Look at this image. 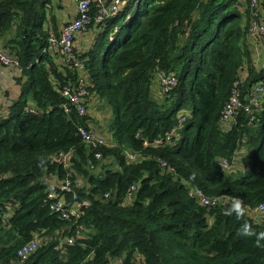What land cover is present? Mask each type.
Returning <instances> with one entry per match:
<instances>
[{
    "label": "trees",
    "instance_id": "trees-1",
    "mask_svg": "<svg viewBox=\"0 0 264 264\" xmlns=\"http://www.w3.org/2000/svg\"><path fill=\"white\" fill-rule=\"evenodd\" d=\"M52 3L0 0V37L9 36V53L22 68L21 95L0 116V264H105L134 254L143 264H264V246L255 242L264 218L226 216L231 202L206 207L192 191L239 198L252 208L264 203V95L258 109H243L249 103L244 96L264 86V36L259 67L248 36L251 0H124L114 17L92 20L79 35L94 32L93 41L75 52L93 92L89 102L106 113V123L96 126L106 128L111 146L98 149L78 131L94 126L95 118L62 106L60 89L73 86L80 72L64 64L59 50L42 52ZM260 4L264 8V0ZM90 11L94 16V4ZM156 72L177 79L161 98L152 91ZM234 89L239 106L222 125ZM167 135L170 142L152 144ZM127 151L138 158L129 160ZM60 154L69 155V167ZM219 159L235 167L221 170ZM47 177L81 181L76 199L50 189ZM132 184L136 190L127 202ZM49 191L63 198L64 208L88 204L78 217L64 219L51 211ZM245 221L251 237L239 235ZM34 236L38 248L17 258ZM67 238L71 244L55 248Z\"/></svg>",
    "mask_w": 264,
    "mask_h": 264
},
{
    "label": "built area",
    "instance_id": "built-area-1",
    "mask_svg": "<svg viewBox=\"0 0 264 264\" xmlns=\"http://www.w3.org/2000/svg\"><path fill=\"white\" fill-rule=\"evenodd\" d=\"M124 3V0H111L109 3H106L105 0H76V12L72 19L66 21L62 24L61 28L58 30L57 34L50 31L48 37V48L45 47L42 52L50 50H59L64 56L63 62L70 68L76 69L80 72L76 83L71 86L69 84L63 85L60 89V93L62 97L65 99L63 103V110L65 112H70L71 110L75 111L79 116H87L91 107H89L92 103L89 102L92 93L87 88V76L84 73V60L79 59L75 52V39L80 34L87 30L88 25L94 20L96 24L104 22L106 19L114 17L120 6ZM94 4L96 6V13L94 16H91V5ZM258 5V0H251V8H253V18L250 20V25L248 28V34L251 35L253 41L255 42L259 34H264V28L262 30L255 23L257 20L256 8ZM256 26L257 31H252V27ZM256 36V37H255ZM250 38V37H249ZM37 61V59H36ZM0 68H3L4 71H7L11 75L16 78L22 77V68L20 67V61L11 55L5 48L0 46ZM1 70V69H0ZM156 78L158 80V87L161 94H167L173 90V88L177 84V79L173 74H163L161 72H156ZM237 82L235 83V85ZM264 95V86L261 84L255 85L248 95L244 96V99L249 103L244 106L243 109L246 113H250L252 107L258 109L262 96ZM239 90L234 89L232 91V95L229 97L224 109L222 111L220 117V123L222 125H226L234 119L235 112L239 106ZM12 105L10 101L6 106V109L0 116L6 114L8 112L9 107ZM29 112L34 114L37 111L31 107L28 108ZM184 118H181L183 120ZM79 135L81 136L83 142L86 143L87 146L92 149H98L101 146H111L110 141L106 138L105 135L95 131L94 128L90 127L86 129L84 127L78 128ZM164 141L170 142L171 135H167L165 139H157L152 144L154 145H162ZM151 143L147 141L143 142L144 146H147ZM151 144V145H152ZM139 153H133L130 151L126 152V156L129 160L133 161L138 158ZM96 158H101V153L96 152L94 154ZM68 154H60L59 161L62 162L64 167H69L70 162L68 161ZM163 164V163H162ZM217 166L220 167L221 170H232L235 166L233 164H229L224 159H219L217 161ZM54 178V177H47ZM56 179V178H55ZM57 180V179H56ZM58 182V181H57ZM60 188L57 189L63 193H73L72 199H76V195L74 192V187H81V181L75 180L71 181L70 179H65L64 181L58 182ZM136 190V184H132L127 190L124 196V200L130 202L132 200L133 194ZM193 195L198 199L201 205L206 207H211L215 205H219L221 203L231 202L234 197L224 196V195H216V196H206L202 190L198 188H194ZM109 194H105V197H108ZM47 200L51 201L50 209L52 212L60 215L61 218L68 219L70 217H78L79 209L83 205H87V201H82V203H73L68 208H64V200L63 198H59V194L54 191H49L47 194ZM242 204L246 208V213L249 215L254 221L261 222L264 214V203L259 204L256 207H249L245 203ZM6 217L8 215H5ZM63 243L71 244L72 239H64L59 242V244L55 247L56 249L61 246ZM40 239L38 236H34L31 240L26 242L23 246H21L17 250V258L23 260L31 255L39 246ZM144 258L142 255L134 254L128 261L126 260V256H118L112 259H109L105 264H143Z\"/></svg>",
    "mask_w": 264,
    "mask_h": 264
},
{
    "label": "crops",
    "instance_id": "crops-1",
    "mask_svg": "<svg viewBox=\"0 0 264 264\" xmlns=\"http://www.w3.org/2000/svg\"><path fill=\"white\" fill-rule=\"evenodd\" d=\"M75 12L76 0H59L58 3L53 0L52 5L50 6L47 12V21L44 25V28L49 29L52 32H58L63 23L74 17ZM94 35L95 33L91 31L88 32L86 36L82 34L78 35L76 37L75 46L78 49L85 48L87 45L91 44ZM8 38L9 36L0 37V46L11 53L9 49H11L12 45H8ZM58 63H61L60 57L58 58ZM0 69V114H2L7 107L6 105L10 101L13 102L20 97L21 84L19 83V81L21 82V79L19 78L20 80L18 81V78L11 75L7 71H4L3 68ZM152 91L157 98H161L162 94L159 91L158 80L156 78V75L154 76L152 81ZM89 107H92L91 110H89V113L93 116V118H95V122L92 124L94 126H92V128H94L95 131L101 133L102 135H105L106 138L109 139L108 134L105 132L106 128L104 126L100 128L96 126V123H106V118H102L104 116L101 115V112H95L96 109L93 108V104H91ZM241 152L242 151H239V153ZM239 166L240 164L238 163L236 165V168ZM262 216L264 218V214Z\"/></svg>",
    "mask_w": 264,
    "mask_h": 264
},
{
    "label": "rangeland",
    "instance_id": "rangeland-1",
    "mask_svg": "<svg viewBox=\"0 0 264 264\" xmlns=\"http://www.w3.org/2000/svg\"><path fill=\"white\" fill-rule=\"evenodd\" d=\"M256 12H257V17H255L256 18V24L260 27V29L262 30V28H264V8L262 7V5L260 4L259 6L257 5V8H256ZM87 31V30H86ZM85 31V32H86ZM252 31H257V29H256V26H254V27H252ZM261 37H262V34H259ZM248 36L250 37L249 39H250V45H251V47H252V49H253V56H254V60H255V62H256V64L258 65V67L259 66H261L262 64H263V62H262V58H261V52H262V49H261V47H262V44H261V42H260V38L258 37V39H256V41L254 42L253 41V38L254 37H251V35H249L248 34ZM263 36H264V34H263ZM256 37V36H255ZM262 41V40H261ZM75 49L77 50L78 48L75 46ZM101 115L102 116H104V117H102V118H104L105 119V116H106V113H104L103 111H101ZM245 149V148H244ZM242 150V152L241 153H238L237 154V156L239 157L238 159H237V161H238V163H241V164H243L242 162H243V156H245L246 154H245V150ZM231 176L232 177H237V176H239L238 175V173L237 172H233V173H231Z\"/></svg>",
    "mask_w": 264,
    "mask_h": 264
},
{
    "label": "clouds",
    "instance_id": "clouds-1",
    "mask_svg": "<svg viewBox=\"0 0 264 264\" xmlns=\"http://www.w3.org/2000/svg\"><path fill=\"white\" fill-rule=\"evenodd\" d=\"M233 214H235V216L238 219L242 218L246 215V208L242 204V201L239 198H233L231 203H230V206H228L226 208V210L224 211V215H226V216H232ZM254 234L255 233H254L252 225L250 223H248L247 221H245L239 229V235H241L242 237H251ZM262 240H264V233H261L257 237V239L255 241L257 247L264 246L261 244Z\"/></svg>",
    "mask_w": 264,
    "mask_h": 264
},
{
    "label": "water",
    "instance_id": "water-1",
    "mask_svg": "<svg viewBox=\"0 0 264 264\" xmlns=\"http://www.w3.org/2000/svg\"><path fill=\"white\" fill-rule=\"evenodd\" d=\"M59 0H55L58 3ZM45 181L49 184L50 189H59L60 185L58 184L55 178H46Z\"/></svg>",
    "mask_w": 264,
    "mask_h": 264
}]
</instances>
